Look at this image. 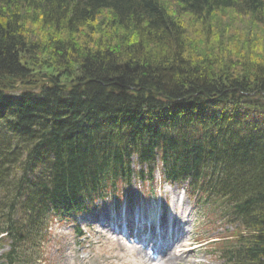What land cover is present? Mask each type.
Returning <instances> with one entry per match:
<instances>
[{
    "label": "trees",
    "instance_id": "obj_1",
    "mask_svg": "<svg viewBox=\"0 0 264 264\" xmlns=\"http://www.w3.org/2000/svg\"><path fill=\"white\" fill-rule=\"evenodd\" d=\"M174 1L171 15L161 0H0V231L9 264L35 260L46 200L79 209L96 180L127 176L130 155L144 163L156 153L168 181H188L208 216L235 228L217 243L222 258L264 264V73L251 83L211 76L207 61L187 60L176 17L258 14L264 0ZM102 12L138 39L122 40L123 50L78 42L79 28ZM26 55L36 70L61 69L50 75L57 83L68 82L71 68L69 82L85 84L11 93L1 80H28Z\"/></svg>",
    "mask_w": 264,
    "mask_h": 264
},
{
    "label": "rangeland",
    "instance_id": "obj_2",
    "mask_svg": "<svg viewBox=\"0 0 264 264\" xmlns=\"http://www.w3.org/2000/svg\"><path fill=\"white\" fill-rule=\"evenodd\" d=\"M161 1L164 3L167 12L172 15L174 10H176L174 8L175 1ZM220 10L221 11L210 14L209 17L203 20H196L188 15L182 14L180 16L176 14V17L182 20L183 42L185 45L184 54L189 62L207 61L211 76L220 73V76L231 78L237 75L241 77L243 81L246 80L251 83L252 79H256L257 76H259L258 72L264 73V9L257 12L258 14L252 13L251 15L236 9ZM25 13L28 14V11ZM28 26L26 27L28 31L33 32L37 36L39 35L40 32L37 28H35L34 31L29 24ZM78 33H80L79 37H77V34L69 32L68 37H77L78 42H89L92 46L98 42L102 44L109 41L111 43L110 46H119V50H123L124 46H126L125 44H121L123 42L122 40L132 43L138 39L137 36L134 35V32L130 30L122 31L118 27H113L111 14L107 12L100 13L93 21L87 23L85 27L81 26ZM90 40L94 43L91 44ZM88 47L91 48V46ZM145 48L154 57H160L162 55L160 47L156 48L145 45ZM125 52L127 53L126 50ZM25 61L27 63L25 66L32 69L31 73L39 74L35 75V84L40 83L38 76L41 74L50 76L55 73L53 75V77H55L60 75V72H63L61 69H52L48 66H43L41 69L36 70L32 67L36 61L35 57L26 55ZM67 75L68 81L76 78V74L71 68H68ZM61 78L65 77L63 76ZM61 81H63V79H61ZM13 86L14 84L8 86L10 91H20L19 86ZM250 96L252 97L253 94ZM152 177H154V179L151 184L150 182L147 184L146 181L142 183L143 181L138 179L134 183L131 182L133 186L131 189L125 191L124 196L129 195L133 203L136 202V204L140 203L141 205L145 203L148 205L153 200L145 199L149 197L150 194H154L153 190H155L156 194L159 195L158 201L152 203V218L155 216L154 212L159 209L157 206L160 207L159 211L162 214L157 224H160V221L161 224L164 223L163 216L166 217L165 221H167L164 224H168L171 218L175 219V221L181 220L179 218L180 212H182L181 210L184 207L189 208L191 205L190 200L187 199L183 192V187L179 185L169 186L160 184L161 179L157 173H154ZM144 187H146L148 191H144ZM175 204L180 205V207L173 210ZM97 205L98 209L102 211H100V213H105L107 211V206L100 205V203ZM194 218L195 215L193 216V219ZM65 221L59 222L62 224L55 223V225L51 227L52 238H48V252L45 255H43V251L40 247H35L30 250V253L34 252L35 256L39 255L42 257L41 264H147L137 256L135 253L136 250L133 248H126L124 243H116L113 239L108 240L106 236L99 239L94 231H91L95 237L93 245H97V247L92 245L93 247L86 249L76 246L72 248L71 241L73 240L71 237H68V234L71 232L68 228V222ZM170 222H172V220ZM83 225L84 223L80 225L82 226L81 229L86 231ZM186 228L187 226L184 229ZM228 229L229 231L225 233V237H223V230H221L220 232L222 235L219 238H229L235 234L234 231L232 232L233 228L228 227ZM1 234L0 232V235ZM209 235L216 237V231L212 228V232L209 233ZM2 240L4 242L1 244L2 246L0 245V257L3 255L4 251L9 250L7 249L9 245L6 243V240ZM186 249L187 247L184 250ZM207 250H209V248L206 249V251ZM181 260L184 262L183 264H219V261L207 256L205 250L202 252H187Z\"/></svg>",
    "mask_w": 264,
    "mask_h": 264
},
{
    "label": "bare ground",
    "instance_id": "obj_3",
    "mask_svg": "<svg viewBox=\"0 0 264 264\" xmlns=\"http://www.w3.org/2000/svg\"><path fill=\"white\" fill-rule=\"evenodd\" d=\"M239 93V92H238ZM217 97H215L214 99H216ZM207 100H212V99H210V98H206ZM42 205H45V204H42ZM46 206V205H45ZM45 209H47V207H45ZM180 216H182L183 218H187L186 217V215L183 213V212H180ZM97 217H93V220L92 221H95V222H97ZM175 221H173L172 223V227H171V229L174 227V226H176V225H178L179 224V221L178 222H175ZM43 223H45V222H43ZM44 225V224H43ZM158 228L159 227H156V228H154V229H151L150 230V235H151V237H155V236H157L158 237V235H159V239H161L162 240V243H164V244H166V246L165 247H163V248H160V249H158L157 251L160 253V255H161V263L160 264H171L172 262H177V260H179L181 263H184L181 259H182V257H183V253H182V244L183 243H181L179 246H177V247H172L173 245H172V242L174 241L173 239H172V242H169V243H167V241H166V239H165V235H166V232H158V233H153V231L155 230V231H157L158 230ZM169 248H171V251H170V249ZM141 252L142 251H140L139 253H138V255H140V256H142L141 255Z\"/></svg>",
    "mask_w": 264,
    "mask_h": 264
},
{
    "label": "water",
    "instance_id": "obj_4",
    "mask_svg": "<svg viewBox=\"0 0 264 264\" xmlns=\"http://www.w3.org/2000/svg\"><path fill=\"white\" fill-rule=\"evenodd\" d=\"M35 75H39V74H31L29 77L32 78ZM38 78L40 79V83L35 84L33 86L32 85H21V83H22L21 80H14L13 84H14V86H17V87L19 86L20 91H26V90L37 91L40 86H43L46 84H51L53 87H58V88H62V87L71 88V87H75V86L83 84V83H77V82H75V83H70V82L57 83L54 79L48 77L46 74H41L40 76H38ZM1 81L6 85L5 81H3V80H1ZM148 92L152 93V91H150V90H148ZM186 100H187V98H183L180 101L184 102ZM171 102H176V101L171 100Z\"/></svg>",
    "mask_w": 264,
    "mask_h": 264
}]
</instances>
